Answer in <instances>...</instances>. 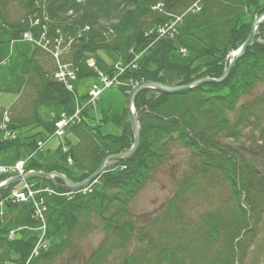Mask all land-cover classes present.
I'll return each instance as SVG.
<instances>
[{"label": "trees", "instance_id": "obj_1", "mask_svg": "<svg viewBox=\"0 0 264 264\" xmlns=\"http://www.w3.org/2000/svg\"><path fill=\"white\" fill-rule=\"evenodd\" d=\"M16 1L23 16L8 20L5 7L9 0H0V44L19 39L25 31L38 37L44 30L52 44L60 41L61 61L71 63L78 78L96 73L88 67V60H93L98 70L112 74L114 64L98 54L100 50L112 51L122 69L119 87L126 96L144 81L180 85L203 76L218 77L249 35L254 17L264 11V0ZM192 4L198 9H190ZM178 16L176 34L159 33V27ZM33 20L37 22L32 25ZM186 37L198 41L200 47L187 45ZM180 47L185 48L181 63L171 56L181 54ZM24 63L25 87L8 107H0V152L16 146L17 159L19 148L26 149L34 153L25 160L26 170H57L81 181L106 155L131 146L133 133L126 108L110 116L122 127L121 134L114 135L101 133L99 124L85 123L82 114L88 106H81L78 120L67 128L77 141L67 139L64 151L57 148L71 163L60 164L41 154L37 140L53 131L61 112L74 111L75 94L54 79L55 61L47 51L35 46ZM263 80L264 19L223 81L201 83L176 93L140 90L133 102L140 143L130 159L112 160L86 190L70 195L59 194L65 191L54 186L57 178L55 182L43 177L28 179L39 191L35 198L45 206L43 232L50 244L30 262H47L58 256L65 244L53 243L52 236L62 228L71 230L80 218L94 214L112 236L80 264H105L109 253L125 247L133 234L146 243L147 255H124L123 264L264 263V93L249 96ZM29 90L33 94L26 103L20 96L29 95ZM32 124L40 130L19 136L18 128ZM175 142L188 149L190 165L177 180L162 213L145 229L128 215V203L164 162ZM8 176L0 174V182ZM14 185L0 188V264H25L37 234H24L41 227L32 201L16 202L8 197ZM200 197L211 207L194 224L186 207ZM11 230L21 234L8 237Z\"/></svg>", "mask_w": 264, "mask_h": 264}, {"label": "rangeland", "instance_id": "obj_2", "mask_svg": "<svg viewBox=\"0 0 264 264\" xmlns=\"http://www.w3.org/2000/svg\"><path fill=\"white\" fill-rule=\"evenodd\" d=\"M7 3L8 4L5 7V10L7 11L6 18L8 20L20 19L23 16V8L21 4L16 0H9ZM190 9H198V6L192 4ZM2 10L3 9L0 7V12H2ZM179 19V16L170 18V23L168 25L158 28L159 33L169 31L170 37H172L173 34H176L174 24ZM36 22L37 20H33L31 23L33 25ZM184 41L189 46H194L196 48L200 47V43L192 37H186ZM34 46L38 45L34 44L32 40L25 38L16 41H4L0 44V107H8L11 102L18 97V90L25 87V85H23L26 78L24 75L25 56L31 55L35 48ZM40 49L42 48L40 47ZM179 52L181 54L177 55L172 53L171 56L176 62L181 63L184 61V56L182 54L185 53V48L180 47ZM98 54L108 64L116 65L117 56L114 52L100 50ZM46 59L51 64L50 66H53L51 59L47 57ZM93 83H98L102 86L100 78L96 74L83 75L74 81V89L81 104L83 103L84 95L88 93ZM29 93V95L24 94L23 96H20L23 101L26 100V103L32 98V90H29ZM263 93L264 80L256 84L252 94L249 96L253 97ZM20 98L18 99L20 100ZM126 99L127 96L117 84L105 87L95 102L89 105L82 114L85 123L92 126H98L99 124L98 128L101 133L114 135L121 134L122 127H120L118 123L112 122L110 116L112 117L114 114H121L123 112L126 108ZM17 101L15 103L18 105ZM33 125L34 124L28 125L27 128L24 129L18 128L17 133L19 136H23L33 134L37 132V130H40L39 127ZM42 136L44 137V134H42ZM67 139L70 140L71 143H75L77 141L76 134L69 130L63 137H50L41 149L42 153L39 151L38 154L41 153L45 157H51L57 163L65 164L66 160L59 155L57 148H59L63 140L66 142ZM19 152V158L17 159H25L30 153V151L22 148H19ZM16 154V146L1 151L0 164L13 163L17 160ZM110 162L111 161H108L105 165L110 164ZM189 165L190 156L188 149L178 142L171 144L169 153L167 157H165L164 162L156 166L133 199L128 203L127 208L130 218L136 221V224L143 225L146 229L147 223L154 216H158L162 213L167 200L177 187V180L188 170ZM59 194L70 195L71 193L66 192ZM210 207L209 202L206 201L205 198H196L187 204L186 209L188 211L186 215L192 223L198 224L200 221V215L205 213ZM41 227L28 230L24 234V236L28 234H37L35 245L29 253L31 256L26 260L25 264H80L82 260L88 257V255L99 246V244L112 236L110 235V232H107L103 228L101 219L96 215L91 214L90 216L80 218L71 230L62 228L56 235L52 236L53 243L61 242L65 244L58 256L47 262H44L42 259L37 262H30L33 258L39 257V255L50 248L49 240L44 236L45 232H42ZM259 229L263 230V227L259 226ZM175 230L178 231L177 229ZM259 233H257L258 237L262 234ZM20 234L21 233L16 231L14 235L19 236ZM145 244L146 243L137 240L136 234H133L125 247L109 253L105 260V264H123L121 261L124 255H138L143 253L144 255H147V251L144 252ZM12 255L15 256L13 253ZM149 255H151L150 252ZM11 263L14 264L13 262Z\"/></svg>", "mask_w": 264, "mask_h": 264}, {"label": "water", "instance_id": "obj_3", "mask_svg": "<svg viewBox=\"0 0 264 264\" xmlns=\"http://www.w3.org/2000/svg\"><path fill=\"white\" fill-rule=\"evenodd\" d=\"M263 19H264V11L258 14L256 17H254L251 23V29H250L249 35L241 43V45L236 50L233 51V57L230 59L228 65L223 69L222 73L218 77L203 76V77L196 78L189 83L180 84V85H166V84L158 83L154 81H144V82L136 84L129 91L127 95V99H126V109H127V113L129 117V126L133 133V142L131 146L125 151H122L119 153H111V154L106 155L101 160L98 168L92 173H90L83 180L73 181L69 179L68 177H66L63 173L57 170H52V171L31 170V171H26L23 174H16V175H12L10 177L5 178L3 181L0 182V188L8 186L22 179H30V178H38V177L49 178L53 182H55L54 178H57L59 182L54 184V186L56 188H60V189H63L69 192H77L89 186L92 182L96 180L99 174H101V172L103 171L105 167V164L108 161L117 160V159H123V160L130 159L137 151L139 147V143H140V131H139L140 124H139V120H138V117L134 109L133 102H134L135 95L140 90L145 89V88H153L163 93H176V92L190 89L201 83H207V82L219 83L223 81L227 77L236 59L244 54L247 46L252 42L254 34H255L256 26Z\"/></svg>", "mask_w": 264, "mask_h": 264}, {"label": "built area", "instance_id": "obj_4", "mask_svg": "<svg viewBox=\"0 0 264 264\" xmlns=\"http://www.w3.org/2000/svg\"><path fill=\"white\" fill-rule=\"evenodd\" d=\"M23 37L26 39L33 40L32 37L27 33H24ZM36 43L38 45H41L44 49H47L52 53L53 57L56 60V64H57V69H56V72L54 74L55 79L57 81H60L61 83H63L68 90H71L72 89L71 82L76 77V70L73 67V65H71L70 63H65V62L60 61V59H59V55L61 52L60 41L57 40V41H55V43L53 45H49L48 41L45 39L44 33H42L41 39H39ZM88 66L95 67V64L93 61H89ZM117 69L119 71L122 70L119 65H117ZM98 76L100 78V82L102 83V86H100L98 83H93L91 85V87L87 93V97H86V103L87 104L94 102L95 99L98 97V95L103 90V88L119 83L117 73L113 74V75H107V74L99 72ZM79 111H80L79 107H76L74 113H72L71 115H65L64 113H61L60 117L54 122L55 129H54L53 134L61 136L63 134L64 128L66 126H68V125L74 123L76 120H78ZM6 119L7 118H5V120ZM7 136H10V135L7 134ZM11 137H14V135H11ZM37 145L39 147H41L43 145V141H38ZM70 161L71 160L68 157L67 162L70 163ZM10 172L19 173V174L23 173L24 172V161L19 160L12 166L0 165V173H10ZM36 192L37 191L33 189L32 183H29L27 181H22L11 190L8 197L10 199H13L16 202L32 201L34 208H35V210H34L35 215L40 220V222L42 224V228H44L45 206L43 205L41 200H37L35 198ZM1 203H2V201H0V205H1ZM12 233L13 232L10 231L9 236Z\"/></svg>", "mask_w": 264, "mask_h": 264}]
</instances>
